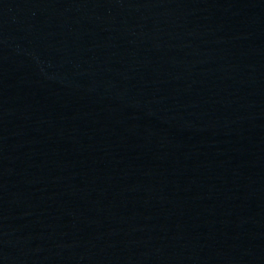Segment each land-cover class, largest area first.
<instances>
[{
	"label": "water",
	"instance_id": "obj_1",
	"mask_svg": "<svg viewBox=\"0 0 264 264\" xmlns=\"http://www.w3.org/2000/svg\"><path fill=\"white\" fill-rule=\"evenodd\" d=\"M0 264H264V0H0Z\"/></svg>",
	"mask_w": 264,
	"mask_h": 264
}]
</instances>
